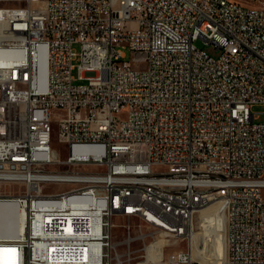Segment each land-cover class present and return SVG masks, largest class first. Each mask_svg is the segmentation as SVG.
Returning <instances> with one entry per match:
<instances>
[{
  "label": "built area",
  "instance_id": "built-area-1",
  "mask_svg": "<svg viewBox=\"0 0 264 264\" xmlns=\"http://www.w3.org/2000/svg\"><path fill=\"white\" fill-rule=\"evenodd\" d=\"M256 105L263 4L0 0V182L22 186L0 192L16 205L0 249L16 250L12 264H143L161 240L151 264H196L195 216L218 203V264H264Z\"/></svg>",
  "mask_w": 264,
  "mask_h": 264
},
{
  "label": "bare ground",
  "instance_id": "bare-ground-1",
  "mask_svg": "<svg viewBox=\"0 0 264 264\" xmlns=\"http://www.w3.org/2000/svg\"><path fill=\"white\" fill-rule=\"evenodd\" d=\"M46 82V73H43L41 76V85L44 86ZM210 205L209 207H211ZM16 205L12 202H2L0 204V230L1 233H4V229H6L15 219V215L9 213L10 209L15 208ZM213 208V207H212ZM218 211L221 214L222 217V224H223V230L222 231V238L220 240V250L219 255L213 256L211 254V242L213 240V230L218 228V222L215 218V209L212 210V212L207 213L205 209H200L196 216H195V224L199 225L198 229L199 231H195L191 243V254L193 260L200 261L201 264H211L212 260L215 262H220L222 259L225 258L227 253V244H226V219L224 217V214L221 212V206L218 204ZM218 214V215H220ZM24 224H25V216L24 212L20 213L19 217V229L18 234H21L24 232ZM14 235L17 237V235ZM224 235H225V246H224ZM203 244V246H201ZM163 246V241L158 240L157 243L152 244L151 246H148L149 255L148 260L144 262L143 264H151L149 262L150 260H159L160 255L156 256L155 251L158 248L161 249ZM16 250L8 249V248H2L0 249V264H12L14 262V257L16 255ZM194 260V261H195Z\"/></svg>",
  "mask_w": 264,
  "mask_h": 264
},
{
  "label": "rangeland",
  "instance_id": "rangeland-1",
  "mask_svg": "<svg viewBox=\"0 0 264 264\" xmlns=\"http://www.w3.org/2000/svg\"><path fill=\"white\" fill-rule=\"evenodd\" d=\"M238 2L242 3V4H263L264 5V1L261 2V1H258V0H237ZM196 46L201 48V49H204L206 50L208 53H210L211 55L213 56H217V53L215 51V49L212 47V46H208V45H205L204 41L202 40H198L196 41ZM78 51H80V46L77 45L75 47ZM126 60H130L131 59V51L130 49H127L126 50ZM76 74V71L74 72ZM254 113H255V118H256V121L257 122H264V105H256L253 109ZM54 126V132H55V139H54V148L56 150H58L61 155H62V158H66L68 156V153L65 151V147L64 145H62L61 143H59L58 141V125H53ZM22 189V186L21 185H18V184H13V183H4V182H0V192H11V191H20ZM66 189H69V186H64V185H57V184H47L45 186V190L46 191H49V192H61V191H64ZM213 207V208H212ZM205 209V211L207 213H210L212 212L213 209H215V218L217 219V222H218V228L214 229L213 230V240L211 242V254L213 256H217L219 255V250H220V240L222 238V231L224 230L223 228V224H222V217H221V214L220 212L218 211V203H214L212 204L211 207H206V208H203ZM220 214V215H218ZM115 222L119 225L121 224H125L127 222H129L127 219H121L119 217H116L115 218ZM132 225L133 226H139L140 225V222L137 221V220H132L131 221ZM195 225V231H199L198 227L199 225ZM225 231V230H224ZM117 235L119 238H123L124 236V231L123 229H118L117 230ZM140 245L136 244L134 247L135 248H138ZM201 246H203V244H201ZM224 246H225V235H224ZM183 248L184 249H187V243H184L183 244ZM195 260V259H194ZM198 264V262L201 264L200 261H197L195 260ZM219 262H215L214 260H212L211 264H218ZM210 264V263H209Z\"/></svg>",
  "mask_w": 264,
  "mask_h": 264
}]
</instances>
